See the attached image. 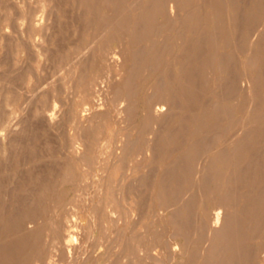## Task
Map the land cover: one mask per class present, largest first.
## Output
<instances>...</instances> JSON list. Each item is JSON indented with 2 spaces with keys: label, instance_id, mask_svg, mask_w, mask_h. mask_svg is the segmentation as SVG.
<instances>
[{
  "label": "rangeland",
  "instance_id": "1",
  "mask_svg": "<svg viewBox=\"0 0 264 264\" xmlns=\"http://www.w3.org/2000/svg\"><path fill=\"white\" fill-rule=\"evenodd\" d=\"M210 1L213 2L188 0L190 4L185 5V8L174 16L167 12L151 17L150 10L161 6L158 0H0V259L3 247H8L17 239L15 235L11 236L10 232L4 233L3 224L9 218L12 223L17 215L26 216L35 208L39 212L43 210L38 214L40 217L36 215L35 219L32 218L34 220L28 219L31 222H26L20 233L28 234V231L31 232L30 227L33 231L43 229L44 235L42 234L41 238L44 239L39 240L46 248H49V244L45 245L48 241L45 231L52 227L63 211H75L78 216H82L81 222L87 228L82 231L85 237L81 240V252L87 264H114L115 261L117 264H189L190 251L196 248V245H187L183 238H175L171 234L169 238L162 236L153 240L149 228L160 227L162 219L171 214V209L160 207L157 179L167 170H173L172 176L180 177L178 171L181 170V163H177L178 152L183 151L187 145V141L175 143V139L169 143L167 138H173V135L176 138V134L183 131L187 133L193 129L191 121L181 122L177 118L179 115L196 117L204 105L216 104L210 97L200 94L196 96L203 87L201 73L197 70L192 72L190 77L194 78L193 81L182 78L183 70L193 68L192 63L201 56L197 53L195 55V52L191 55L193 37L186 42V34L179 35L187 12L206 13ZM223 15L227 21L231 13L225 11ZM142 19L150 22L151 35L143 34L145 24ZM167 23L169 27L163 31L162 28ZM121 38L125 45L120 41ZM150 40L161 46V50L156 52L161 62L158 72L156 69L151 71L150 67L140 65L131 56L134 50L147 48ZM165 45H169L173 50L170 51L169 47L164 50ZM105 48L122 51L126 58H121L118 65H108L105 56L109 50H104ZM183 50H188L189 59ZM97 58L101 60L100 66L98 64L100 71L96 67ZM245 58L244 55L236 53L237 64L232 69L239 70ZM103 63L104 71L101 69ZM164 69H167L170 77L167 81L170 80L169 83L174 84L175 91L183 95V100L176 99V106L158 122L147 123L145 104L149 99L158 100L154 91L160 78L162 79L160 74ZM97 71L98 77L102 79L96 77ZM101 71L105 77L100 74ZM212 72L213 69H206L204 74L211 75ZM94 77L98 79H93ZM111 82L113 86H110ZM95 84L99 85L97 87L106 86L105 89L109 92L105 101L107 105H104L101 111L105 114L99 116L95 114L92 106L94 101H102L103 95L99 93L100 95L97 94L96 98H93ZM209 84L213 86V80ZM118 87L125 91V106L135 104L131 105L133 108L130 107L129 115L123 112L120 118L112 115L121 106L117 105L121 99H116ZM221 88L216 86L218 92ZM242 89L247 92L246 85L242 86ZM126 101H129V104ZM227 101L230 106L237 105L236 96L228 97ZM85 107L88 110L84 109ZM94 115L95 117H92ZM261 120L264 122V117ZM238 131V128L231 130L230 139ZM153 132L157 134L156 138ZM216 133H208L210 150L198 158L196 165L200 167H194V172L187 178L183 193L185 197L197 198V220L208 225L211 224L215 208L212 194L204 192L200 196L196 195L198 180L195 174L197 169H204L205 172V163L221 148L231 147L233 143L222 138L213 144ZM138 136L139 138H136ZM164 139L166 142H163ZM129 143L134 151L124 152ZM258 143V152L264 155V134ZM151 146L158 151H151ZM164 146L166 151H170L169 155L162 151ZM84 154L89 156L87 160L83 159ZM73 155L74 162L77 163L73 162ZM67 156L72 157L68 159ZM66 163L72 165L75 173L73 168H70L71 165ZM169 163L174 164V167L171 165V168ZM64 165H68L72 172L70 182L67 181L68 178L62 177V171L66 167ZM212 167L222 169L220 163H215ZM142 175L149 177L148 183L138 187L136 192H130V181ZM194 182H197V185ZM137 183L140 186L139 182ZM259 189L264 194V187ZM141 197H144V201L139 203ZM236 200L238 202L239 198ZM112 212L118 219L114 224L109 222V214ZM261 230L258 237L254 235L255 237L249 239L251 248L246 258L243 253L240 254V250L235 252L238 254L234 257L237 264H244L248 258L251 264H264V220ZM133 232L145 236L142 240H131L129 235ZM207 232L198 230V248L200 252L204 251V255V245L211 239V234ZM18 235L20 236L19 232ZM21 236L19 238H22ZM167 242L169 245L165 246ZM175 242L177 246H174ZM127 244H134L135 255L130 253ZM57 257L63 259L61 254ZM195 263L199 264L200 261Z\"/></svg>",
  "mask_w": 264,
  "mask_h": 264
},
{
  "label": "bare ground",
  "instance_id": "2",
  "mask_svg": "<svg viewBox=\"0 0 264 264\" xmlns=\"http://www.w3.org/2000/svg\"><path fill=\"white\" fill-rule=\"evenodd\" d=\"M158 2L161 4V6L158 9L155 8L150 10L151 17L155 16L156 14H160V13L165 14L167 12H170L171 15L174 16L179 11L183 10L185 8V5L188 6L190 4V3L188 4V0H158ZM248 2L246 0H213V2L210 1L207 4L208 7L207 10L208 12H206L207 14L202 11L199 13L188 11L187 15L183 18L182 25L180 28L181 31H179V35L186 34V42H188L190 38L192 37L194 38V41L191 42V50H192L191 55H193V52H195L194 53L195 55L197 53L199 56H201L199 60L192 63L194 64L193 68L191 69L185 68L183 70L182 78H186L188 81H193L194 78L190 77V74H192V72H194L195 70H197L199 74L201 73V80L203 87L199 93L197 94L195 93V94L196 96L200 94L204 97H210L213 100V102L216 104L209 103L207 105H204L202 108H200L199 115H197L196 117L192 118L186 115H179V118H177L181 122L191 121L193 125V129L192 131H188L187 133H185L186 131H183L181 132V134H176L178 135L176 136V138H174L175 135H173L174 136L173 138L172 137L167 138L169 143L171 141L174 142L175 139V143L176 141L179 142L187 141L186 143L187 145L183 151L178 152L177 163L179 161L181 163V166L179 167L181 170L178 171L180 172V174H178V176L180 175V177L172 176L173 170L170 169L172 171L169 172L167 170L166 173H163L162 176L157 179L158 180L157 189L159 191L158 196H159L160 207L171 209V214L164 218L162 217L163 222L161 223L160 227L151 226V228H149V233L152 236L153 240L154 238L159 239L158 237L162 238V236L164 238H169L171 234L175 238H183L187 245H196V248L190 251L189 259H188L189 264H194L197 261L198 262L200 261L199 264H237L236 258H234L235 255L237 254L235 252L237 250H240L239 251L240 254L243 253L242 254L243 257L246 258L247 254H249V249L251 248L249 239L252 238L254 235L258 237V235L262 231L261 230L262 221L264 220V215H263L264 194H262L259 188L264 187V155L258 152L257 148L259 144L258 143L259 139L264 134V122H262L261 120L264 117V0H249ZM225 11L231 13V16H229L227 21H225L223 15ZM142 23L145 24V27L143 29L144 32L143 34L149 35L151 33L149 27L150 22L148 21L146 22L142 19ZM170 25H172V23ZM167 27H169L168 23L166 26H164V28H162L163 31ZM114 37L117 36L115 35ZM120 41H122V38L120 39ZM149 42H151V40ZM125 44L126 43L123 42V45ZM157 46L158 45H156V43L151 42L147 46V48L136 51L134 50L133 53L130 54L133 57V59L140 65L148 66L150 67V70L151 69L157 70L161 66V62L157 57V55L159 54H156V52H159L161 50V46L158 47ZM104 47L105 46H103V48ZM168 47L165 45L163 49L164 50L168 49ZM106 49L109 50L106 51V56H105V59L107 58L106 60L107 62H109L107 63L108 65L109 64L118 65L121 62V58L122 59L126 58L124 57V55L126 54H124L122 51L120 52L111 51L108 48H105L104 50ZM170 49L171 48L169 47V50ZM79 50L81 49L79 48ZM171 50H173V48ZM100 51L98 52L99 54ZM181 52L182 51L180 49V53ZM183 52L186 53V57L189 59L190 54L188 50H183ZM103 53H101V55ZM160 53H164V52H160ZM236 53L242 54L246 57L243 65L240 66V69L237 71L232 69V67L237 64ZM71 59H69V61ZM97 59L98 61H96L95 59V62H98L96 65L98 70V64L101 60L99 61V58ZM93 64L95 65L96 63ZM179 64H181V62H179ZM103 65L104 63L102 64L101 69L104 71ZM108 67L110 68V66ZM206 69H213L211 75L204 74V71ZM98 71L96 75L99 73ZM103 71H101L100 74H102ZM110 71H108V73ZM93 75L91 77H93ZM160 75H162V79L160 78V82L157 84L156 90L154 91V95L158 97V100L153 101L148 98L149 100H147L145 104V108H146L145 117L147 123L149 121L153 123L155 121L158 122V120H161V118L165 117L169 113V110L173 109L176 106L177 101L183 98L182 94H178L175 91L174 84L171 83L173 85L172 86L169 83L170 80L167 81L170 78L167 69H164L162 71V74ZM98 76L99 75H97L96 77ZM96 77H94L93 79H95ZM103 77H105V74L103 75ZM85 78L83 79L84 83L86 81ZM161 80L163 81L161 82ZM212 80H213V86L209 84L210 81ZM114 85H116V83ZM217 85L222 87L219 92L216 90ZM244 85L247 86V92L244 91V89H242V86ZM97 86L99 85L95 84L93 88V93H94L93 98L95 99L96 95L100 93L103 95V100L98 101L97 103L96 101H94L92 108L96 112L95 114L99 116L105 114L101 111L103 110L102 109L103 106L107 105L105 104V101L108 99L109 92L105 89L106 86H100V87ZM110 86H113V83ZM120 88L118 87L117 89L118 92L116 94L117 97L119 95H122L123 97L122 98L116 97L118 101H120L121 99L120 101L121 104L120 103L117 104L118 101L116 102V104L121 106L118 109H116L114 113H112V115H114L117 118H120L121 117L120 115H122L123 112L126 115H129L130 107L131 105L134 104L133 103L130 106L129 105L125 106L124 96L126 94L125 91H121L122 88L121 89ZM130 91L131 90H129L128 93H130ZM91 92L89 91V93ZM131 93L133 95V92ZM154 95H152V97H154ZM234 96H236L237 105L230 106V104H228L227 98ZM84 109L88 110V108L86 107ZM92 117H95V115ZM236 128H238L239 130L238 133L235 134V136H231L230 139L231 130ZM210 132H217L215 134L216 136L212 141L213 144L214 143L216 144V141L222 138L224 139V141L231 140L233 143L231 147L224 146L223 148H221L220 151L215 153L213 157L205 163L204 166L208 168V169L206 168L205 172L204 169H202V167L201 169L203 171H200V169L199 171L198 169L197 171L195 170L197 173L195 175L197 176V180H198V185L196 184L197 182L196 183L194 182L197 185L196 195L200 196L201 193L209 192L212 194L213 197V198L211 197V199L215 208H214L211 224L208 225L201 222V220L199 219L197 220V215L195 212V209H197L196 208L197 198H195V196L185 197L183 196V193L186 187L185 184L187 183V178H189V175L191 176V173L194 172L193 170L195 169L194 167L198 165V164L196 165L198 158L202 154L210 150L209 148L210 141L208 140L207 137V135H209L208 133ZM150 134H152V131L150 132ZM153 134L154 137L157 135L154 132ZM136 138H139V136ZM153 138L149 137V139H153ZM163 142H166L165 139L163 140ZM146 144L144 146H146ZM165 144L166 143H164V145ZM167 145L165 146L167 147ZM154 146L151 147L153 148ZM165 146L164 148L162 147L163 149L162 151L164 152L167 150ZM68 149L70 148L68 147ZM149 149L147 148V150ZM125 150L134 151V148L131 147L129 143V145H127V147L124 149V152ZM150 150L155 151L157 149L153 148ZM164 152H162V154ZM166 152H167L166 155H169L170 151H166ZM171 153L173 152L171 151ZM70 157L72 156H69L68 159ZM83 157L84 160H87L89 156H86L84 154ZM72 158L74 162L75 156ZM65 161L66 158L65 160H63V163ZM68 161L69 160H67V162ZM88 162L86 161V163ZM215 163H220L222 169L220 170L213 169L214 167L212 166H214ZM68 165L67 166L64 165L66 167H64V170L62 171L63 176L62 175L61 176L64 179L68 178V180L67 179L66 180L70 182L69 180H71L70 177L72 176V172L70 168L72 167V165L70 164L71 165L70 168L68 167ZM171 165L169 163L170 167ZM179 165H175V166H179ZM88 166L90 167V164ZM169 166H167L168 169ZM172 166L174 167V164ZM198 167L200 166L198 165ZM62 168H63V164H62ZM152 169L153 168H151V170ZM73 170H74L73 173H75L74 168ZM147 177H148L147 175L144 176L142 175V177H137V178L132 177L134 179H132L130 181V184L128 185V189L130 190V192L133 191L136 192L138 187H142L146 185L148 183L147 179L149 178ZM74 179L75 178H73V180ZM61 180L63 181V179ZM137 182H139L140 186H138ZM189 186L190 185L188 184V187ZM237 197L239 198L238 202L236 200ZM139 200H140L139 203L143 202L144 197L139 198ZM178 204H180V206ZM30 211L31 213L29 212L30 214L28 213V215L26 216L17 215L16 217L13 218L14 221L12 223H10L11 221L9 222V219L11 218H9L8 220L6 218L7 221L6 223L3 224L4 233L10 232L11 236L13 234L16 236L17 239L12 244L10 243L11 245H9L8 247L6 248L3 247L2 249L3 252L1 251L3 255L0 259V264H85V263L87 264V262L84 261L85 256L81 252V240H83L85 237L82 231H85L87 228L81 222L82 216H78V213L75 211L72 212L63 211L59 216V219L53 222V224L51 225L52 227L49 230L45 231V237L48 238L47 239L48 241L47 242L45 241L46 242L45 245L47 243L49 244L48 246L49 248H46L44 244L42 245L43 242L40 243L39 240L44 235L43 234L44 231H42L43 229L42 230L38 229V231L37 230L33 231L32 227H30L31 232L28 231V234L23 233L22 235L20 233L25 223L31 222L28 219H32L34 216L38 215L43 210L39 212V210L37 211L35 210V208H33ZM30 215L31 217H28ZM117 220L118 219L116 218L114 212L109 214V222H111V224L118 222ZM130 224L131 226H133L132 223ZM35 226L36 225L34 224V228ZM198 230H205L206 232L208 231L207 233L211 234V239L209 240V242L208 241L206 242V244H208L207 247L205 242L204 243L202 242L203 244H205L204 246H205L206 255L203 254L204 251L201 250L200 252V248H198L199 247L198 240L200 238L198 236ZM18 232L20 236L22 235L21 236L22 238H19L20 236L18 235ZM143 236L145 235L143 234ZM143 236L133 232L132 234L129 235V238L131 240H142ZM41 239L43 240L44 237ZM133 245L130 246V244H127V246L130 248V253L132 255L134 254ZM166 245H169L168 242L167 244H165V246ZM177 245L178 244L175 242L174 246ZM136 249L137 248H135V250ZM201 249H203V247ZM136 251L138 252V249ZM59 254H61L64 260L59 259L57 257L59 256ZM143 255L146 256L145 254ZM114 264H117L116 261L114 262ZM244 264H251L249 258L246 259V262Z\"/></svg>",
  "mask_w": 264,
  "mask_h": 264
}]
</instances>
